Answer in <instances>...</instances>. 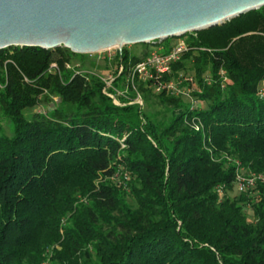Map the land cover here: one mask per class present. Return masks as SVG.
I'll use <instances>...</instances> for the list:
<instances>
[{
    "label": "trees",
    "instance_id": "16d2710c",
    "mask_svg": "<svg viewBox=\"0 0 264 264\" xmlns=\"http://www.w3.org/2000/svg\"><path fill=\"white\" fill-rule=\"evenodd\" d=\"M185 38L164 76L192 68L201 104L156 92L167 118L136 91L115 103L96 73L67 67L82 53L66 46L0 48V264H264V183L234 185V159L264 170V5ZM147 51L117 49L113 84ZM121 167L134 202L109 179Z\"/></svg>",
    "mask_w": 264,
    "mask_h": 264
},
{
    "label": "water",
    "instance_id": "95a60500",
    "mask_svg": "<svg viewBox=\"0 0 264 264\" xmlns=\"http://www.w3.org/2000/svg\"><path fill=\"white\" fill-rule=\"evenodd\" d=\"M264 0H0V48L93 52L206 28Z\"/></svg>",
    "mask_w": 264,
    "mask_h": 264
},
{
    "label": "built area",
    "instance_id": "2783aa9c",
    "mask_svg": "<svg viewBox=\"0 0 264 264\" xmlns=\"http://www.w3.org/2000/svg\"><path fill=\"white\" fill-rule=\"evenodd\" d=\"M165 46L167 48L165 49ZM189 45L185 37L177 39L176 41L168 42L167 44L162 43L158 47L150 48L146 54L138 61L134 62L128 67L127 72L124 74L125 80L127 82V87L129 85L136 91V96L134 101L142 103L140 94L137 91L136 82L149 81L153 85L157 92L164 90L167 93L173 95H181L182 93L191 94L192 89L195 84H192L194 79V74H186L185 71L180 70L177 75L164 76L165 73H170L172 71V63L179 59L181 53L188 49ZM116 58V52L114 56L108 55V58ZM68 65V64H67ZM50 67H56L55 62L50 63ZM124 65L120 63L116 58V64L111 70L107 71V74L96 73L101 80L104 82L103 91L112 97L115 103H120L118 95L125 94L124 89H117L113 80L116 74L120 73ZM81 71V70H80ZM95 73V72H94ZM222 75V70L220 71ZM206 78H209V73L205 74ZM225 78V76L223 75ZM185 82L186 86L178 87V84ZM262 93V88H260ZM201 104V100L196 99L193 95L190 100V107L194 108ZM185 121L196 130L202 129V123L198 116L192 115L189 118H185ZM236 162L235 171V190L237 191H249L255 193L253 187L259 183H264V170L255 171L245 168L240 165L239 160L234 159ZM216 190L219 194V198H222L225 193V188L223 184H217ZM43 264V262L41 263Z\"/></svg>",
    "mask_w": 264,
    "mask_h": 264
},
{
    "label": "rangeland",
    "instance_id": "374dc122",
    "mask_svg": "<svg viewBox=\"0 0 264 264\" xmlns=\"http://www.w3.org/2000/svg\"><path fill=\"white\" fill-rule=\"evenodd\" d=\"M191 32V31H186L182 34L175 35V36H168L160 41H150V42H135V43H124L121 46L122 48H127L129 51L134 52L136 54H141L143 50L145 49H150L154 47H158V45L168 41H176L177 39L185 37V34ZM119 49L117 45L107 47L98 51H93V52H79L82 53V55L75 54L72 56L70 62L68 63L67 67L70 69H79L81 71H88V72H95V73H100V74H107L108 70H111L112 67L116 64V58L113 57L111 59L108 58V55L114 56L115 52ZM186 74H193L192 68H186L185 70ZM143 82V81H142ZM145 83V82H144ZM192 84H195V80L193 79ZM138 85V82H136V86ZM117 89L125 91V94L127 95L128 91L129 92H134L135 90L132 89L130 90L129 87H127V82L125 80V77L122 79L118 80V84L115 85ZM144 88H139L137 86V91L140 94V98L142 100L141 106L142 109L151 111L154 113L155 116L158 118H167L170 115V107L165 106L162 104L157 95L155 94L157 91L154 89L152 84L145 83ZM186 86L185 82H181L178 84V87H184ZM260 87L262 88V93H264V79L260 83ZM180 96L181 99L186 102L190 103L191 100V94H185L182 93L181 95H176ZM58 97L55 95H52L51 98L48 99H43L36 105H34L31 108H27L25 110V113L27 115L32 114L33 112H43L45 113L46 110L50 107L55 105L58 102ZM2 125L4 128L7 130L8 129V123L5 119L2 120ZM130 172L124 167H121L118 171H116L109 179L112 180L115 184L120 186L123 190L126 191V197L130 202H134V199L132 195L129 193V178H130ZM77 199L78 202H87V197L86 195L77 193ZM66 216H64L61 220L62 223H65L66 221ZM56 247H60L59 244H53ZM52 245V246H53ZM52 246L48 247V254L51 251ZM43 264H50L49 259L44 260Z\"/></svg>",
    "mask_w": 264,
    "mask_h": 264
}]
</instances>
